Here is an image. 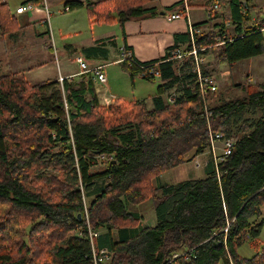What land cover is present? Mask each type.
Listing matches in <instances>:
<instances>
[{"label":"trees","instance_id":"16d2710c","mask_svg":"<svg viewBox=\"0 0 264 264\" xmlns=\"http://www.w3.org/2000/svg\"><path fill=\"white\" fill-rule=\"evenodd\" d=\"M193 1L170 8L208 12L180 35L188 52L212 54L216 66L264 54V15L252 18V0H225L224 9L217 0ZM64 5L84 7L99 24L159 14L150 0ZM22 34L0 0V37L19 44ZM177 47L159 61L124 56L120 62L131 82L137 76L158 81L149 106L115 97L101 102L94 76L82 69L61 82L32 83L16 65L0 64V264H92L87 220L97 233L95 247L110 253L103 264H264V241L250 257L238 253L258 239L264 223V82L202 93L192 55L173 58ZM204 65L201 75L212 76ZM212 138L222 149L232 141L222 160L211 153ZM206 150L204 177L156 181ZM149 199L155 224L140 225L130 206Z\"/></svg>","mask_w":264,"mask_h":264},{"label":"crops","instance_id":"0c3cea01","mask_svg":"<svg viewBox=\"0 0 264 264\" xmlns=\"http://www.w3.org/2000/svg\"><path fill=\"white\" fill-rule=\"evenodd\" d=\"M2 1H4L8 5L9 10L12 13H14L17 21V26L23 32L22 34L23 37L20 40L19 44L17 43V40L16 41L7 40L5 38L0 37V56L4 54V59L0 62V64L2 66L7 67L6 69H8V67H11L12 68L11 70H13V65H16L14 66V68L17 67L18 69H22L24 78L32 83L41 82L45 80L59 81V78L62 77L65 78V77H71V76L74 77L76 75H80L79 72H81V67L75 60L76 56L83 58L88 68L101 66L100 72L105 75L104 69L106 68L107 63H109L108 58L110 56L112 57L115 55L119 56V58L116 57V59L113 60L116 63L117 62L120 63L122 59H124L126 56L132 57L133 60L139 63L150 62L153 60L159 61L160 58L164 57V55L168 52L169 50L168 48L175 45L178 46L176 48L177 50H179L182 53H186L188 50L187 37L186 38L183 37V39H181L180 35L187 34L188 26H192V24L205 21L208 18V12L205 11L204 7L195 6V7H189L187 13L182 12L184 13L183 17L178 19H170L169 18L170 14L171 13L174 14L173 11L175 12L177 7L175 6L173 9L170 8L174 4L179 3L180 0H150V4L156 5L157 8L159 9L158 15L143 17V18H133L125 21L123 24L92 23L88 19V24L90 27L101 26L104 24L107 25L105 27L113 26V25L118 26L119 28L117 32L120 31L121 33V40H122L121 43L117 42L118 39H120L119 37L117 39L114 34H111L109 32L101 33L100 36L95 38H89L88 43H85L83 39H81L79 31L75 30L74 33L76 34L73 37L65 40L64 46L67 49V51L70 52L72 58H74L72 59V61L74 60L80 68L76 71L67 72L66 70L65 73L57 70L55 75V73H52L53 69L51 68L54 66L53 62L51 61L52 59L43 60L42 61L43 63L41 64L38 61L36 63H33L36 50L32 43L35 42L37 38L40 41L42 40L41 41L42 43L38 42V44L44 47L42 49L39 46V49L42 50L43 53H45L46 49L47 50L51 49L48 44V34H49V38L52 35L51 33L52 25L50 24V18L51 17L55 18L54 16L56 15V13L60 11H64V12L71 11V9H67V10L65 9L67 5H64V2L66 0H42V2L39 4L28 1L26 2V4L30 3L36 6L39 10L24 11L19 14L16 13V8L21 6L23 2L25 4V1L27 0H19L18 1L19 3L14 8L13 6L12 7L10 6L9 0H2ZM206 1L207 0H194L193 2L204 3ZM50 2H56V3L63 2V7L62 8L59 7L56 10L51 11ZM250 13L252 18H254L251 11ZM45 27L47 29H45ZM206 27L207 25L201 28V30H205ZM41 34H43V36H41ZM70 39H74V41H69ZM177 40L178 43L175 44ZM5 42L9 45H7ZM123 47H125L126 49L125 55L121 53L123 52L122 50ZM52 49H54L53 56L56 59L57 53L53 44H52ZM174 52H172V57ZM250 59H253V57ZM252 65L253 64L251 62H248L247 70L249 75H252L251 72L249 71V69L251 70ZM40 68H46L47 73L45 77L43 75L41 79H37V80L29 79V77H27V75L30 76L31 73H33V71H36ZM48 70L50 71L48 72ZM39 71H42V69ZM89 73L94 75L92 71ZM139 78L143 79L141 77ZM109 81L110 80L108 78L106 79V82L104 84L100 83L98 80L94 81L97 90L98 87L102 89V95H100L99 92L97 91V95L100 98L101 102L107 100V96H109L108 93L111 91V88L108 85ZM131 83L133 84V82ZM121 97L122 96H119V98ZM132 100H145L146 103L150 105V101L146 99H131V100L128 99V101H132ZM205 153L206 152H203L195 156L190 161H187L183 164L177 165L174 168L164 171L158 176L156 181L160 184H174L187 179L204 177L207 163L210 160L209 155L207 153L205 155ZM199 159L202 160L203 166H200L199 163L198 165H196L197 163L194 162V161H198ZM191 162H193L194 164L191 165ZM198 169L202 170V175H197L196 170ZM163 174H166L167 177L161 179V176ZM90 198L92 197L87 196L88 200ZM143 203H140L138 205H132L130 206V208L140 210V225H154L156 220H155L153 208H152V214L150 215L147 221L144 218L143 209L145 207L143 206ZM261 213L262 216L264 217V203L261 205ZM111 233L113 239L116 240L117 228H112ZM257 240H251V241L256 242ZM262 242H261V247H262Z\"/></svg>","mask_w":264,"mask_h":264},{"label":"rangeland","instance_id":"374dc122","mask_svg":"<svg viewBox=\"0 0 264 264\" xmlns=\"http://www.w3.org/2000/svg\"><path fill=\"white\" fill-rule=\"evenodd\" d=\"M19 0H9L10 6L13 8L19 3ZM254 4L257 6L251 11L252 15L255 16V13L258 12L261 16L264 15V0H252ZM220 6H222L225 2V0H217ZM59 7H63V2L56 3V2H50V10H56ZM223 8V6H222ZM224 9V8H223ZM31 10H39L37 7L31 9ZM63 12V13H61ZM86 13V9L84 7L73 9L70 12H64L60 11L56 13L54 16L55 18H50V24L51 27V33L52 35L49 38L48 34V44L51 48L50 50L45 51V53L42 52V50L39 49V46L43 49L44 47L42 45H39L38 42H41L36 38L35 42H33V46L35 47L36 54L34 56L33 63H36L37 61L43 63V60H51L54 64L53 67H51L52 73H55L56 71H62L63 73L69 72V71H76L80 67L78 64L73 60L72 61V55H70V52L67 51L65 48V40L68 38L73 37L76 33L74 31H79L81 39L85 43H88L89 38H95L101 35V33L109 32L111 34H114L115 37L118 39V43H121V33L118 31V26H108L107 25H101V26H89L88 24V17ZM62 22V24H61ZM45 29H47L45 27ZM262 35H263V41H264V28L262 29ZM69 41H74V39H70ZM42 43V42H41ZM52 44L55 47L57 57L55 59L54 55V49H52ZM204 57V66L206 68H209V70L212 72V76L215 79V83L217 85V88H225L227 89L230 84L233 85V83H239L244 81V83H261L264 82V54L258 55L253 57V59H247L238 61L235 63H232L231 65H222V66H216L214 56L212 54H206L202 55ZM116 57L119 58L118 55L110 56L108 58V62L106 65V68L104 69L105 77H107L110 81L108 85L111 88V91L108 93L109 96H107V100L104 101L105 104H108L111 96H115L116 98H119V96H122V100L128 101V99H146L148 101L151 100V97L155 94L156 85L158 83L157 80L149 81L140 79L138 76L134 78L133 84L131 83V80L129 78V75L126 71L122 69L120 66V63H116L113 61L116 59ZM122 57V56H121ZM37 58V59H36ZM123 61V59H122ZM208 62V63H206ZM248 62H251L253 65L251 67V74L249 75L247 67ZM44 65V64H43ZM209 65V67H208ZM36 66V65H35ZM211 67V68H210ZM37 69V68H36ZM42 71H39L41 70ZM50 70H48L49 72ZM215 72V74H213ZM47 71L46 68H40L36 71H33L31 75H27L29 79H41L42 76L46 75ZM106 78V79H107ZM59 80H63L62 78H59ZM58 81V80H57ZM61 82V81H59ZM225 89L223 92H226ZM221 90V89H220ZM100 95H102V89L98 87V90ZM111 94V95H110ZM115 94V95H114ZM124 97V98H123ZM147 106L149 104L147 103ZM218 147H220L219 144H217ZM216 145V146H217ZM220 149V148H219ZM219 149H217L216 154H218ZM208 155L209 153L207 150L205 151ZM205 153V155H206ZM101 157V156H100ZM195 163H199L200 166H203L202 160L199 159L198 161H194ZM194 163L191 162V165ZM196 164V165H197ZM103 165H99L101 167ZM197 175H202V170L198 169L196 170ZM182 174V173H181ZM181 176V175H180ZM166 174H163L161 176V179H164ZM84 202L86 205H88L89 200L87 197H85ZM141 206V205H140ZM143 206L145 207L143 209L144 218L148 221L150 215L152 214V201L149 199L143 203ZM136 210V209H135ZM140 213V210H138ZM142 211V210H141ZM264 240V226L261 232V235L259 236L258 240L256 242H252L249 240L248 242H245L238 248V253L241 256L244 257H250L257 251L261 249V242ZM218 264H224L222 261H220Z\"/></svg>","mask_w":264,"mask_h":264},{"label":"built area","instance_id":"2783aa9c","mask_svg":"<svg viewBox=\"0 0 264 264\" xmlns=\"http://www.w3.org/2000/svg\"><path fill=\"white\" fill-rule=\"evenodd\" d=\"M35 7L36 6H34L30 3H27V4L21 5L18 8H16V13L19 14V13L24 12V11H30L31 9H33ZM44 7H45V5H44ZM65 9L67 10L68 7L66 6ZM183 16H184V13H174V14H171L170 19H178V18H181ZM263 25H264V23H263ZM188 29L190 31L192 29V27L190 26ZM198 52H199V50L195 49V48H192L191 51H189V52L187 51V53L191 54L193 57V63L197 69V78L200 81V84L205 86V88L202 90V93H204L207 89H209L211 91H215L216 90V84H215V79L213 78V76L203 77L201 75L200 68H201L202 64L204 63V57L201 54H199ZM184 54L185 53H182L179 50H176L173 53V58H180ZM75 59L79 63L81 69L84 72H91L92 71L94 73L93 76H94L95 80H98L102 84H104L106 82L105 75L100 72L101 66H95L92 68H88L86 65V62L84 61L83 58L76 57ZM150 70H149V73H151ZM59 81H61V80H59ZM111 97H114V96H111ZM108 101L110 102L109 99H108ZM216 138L217 139L220 138V134H216ZM217 139L212 138L210 140V142H211V153H212V155H214V158L216 161L222 160L224 155L230 153V147L232 145V141L225 140L224 144H223V149H222L221 147H218ZM217 149H219V151L221 150V152H220L221 155H219V156L215 152V151H217ZM86 222H87V226H86L87 228L86 229L88 231V238H89V243H90V248H91L92 264H103L104 262L109 260V258H110L109 254L110 253L105 248L98 249L95 247L94 238L97 236V233H96V231L92 230V228L89 226L88 220Z\"/></svg>","mask_w":264,"mask_h":264},{"label":"water","instance_id":"95a60500","mask_svg":"<svg viewBox=\"0 0 264 264\" xmlns=\"http://www.w3.org/2000/svg\"><path fill=\"white\" fill-rule=\"evenodd\" d=\"M70 146V145H69Z\"/></svg>","mask_w":264,"mask_h":264}]
</instances>
